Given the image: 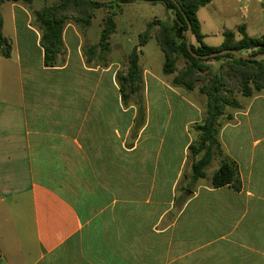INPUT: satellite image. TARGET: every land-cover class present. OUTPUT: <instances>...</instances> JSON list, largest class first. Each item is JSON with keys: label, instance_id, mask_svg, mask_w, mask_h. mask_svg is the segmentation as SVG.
Listing matches in <instances>:
<instances>
[{"label": "crops", "instance_id": "obj_1", "mask_svg": "<svg viewBox=\"0 0 264 264\" xmlns=\"http://www.w3.org/2000/svg\"><path fill=\"white\" fill-rule=\"evenodd\" d=\"M36 1L1 6L12 53H0V264H264V94L220 118L242 188H214L217 153L193 177L205 99L174 87L164 63L154 73L140 48L143 88L124 104L117 29L107 53L93 49L104 10L67 24L46 66L35 12L56 0ZM247 1L240 25L264 37Z\"/></svg>", "mask_w": 264, "mask_h": 264}, {"label": "trees", "instance_id": "obj_2", "mask_svg": "<svg viewBox=\"0 0 264 264\" xmlns=\"http://www.w3.org/2000/svg\"><path fill=\"white\" fill-rule=\"evenodd\" d=\"M4 1H23L27 4L33 0H0V53L11 57L12 45L4 36L1 6ZM133 0H115L101 4L93 0H56L50 6H45L35 12V22L42 31L41 45L44 48L45 65L56 66L58 57L63 52V31L67 24L83 27L90 26L99 9H106L103 27L98 45L93 49H100L102 53L110 50V39L117 29L115 17L122 13L125 4ZM161 1L174 15V22L169 24L162 20H154L147 24V28L139 35L138 44L127 56V70L117 74V82L122 101L128 104L133 95H139L143 88V72L140 67V47L155 39L165 56L163 74L171 78L174 87L182 88L190 93H198L204 99L205 118L198 126L199 140L198 154L201 157L193 165V177L204 178L211 157L217 153L220 157V167L212 176V186L220 188L231 186L236 191L242 188V180L238 165L221 148L217 140L221 127L220 118L226 115L227 120L233 119V113L245 106L238 98L247 100L258 94H264V58L245 60L233 54H224L211 59H198L192 56L187 47L189 25H192V50L199 55H211L222 50H237L246 56H256L264 53V37L250 36L245 24L237 30L226 29L223 32V43L220 46H209L204 42L205 36L201 32L198 12L211 4L212 0H176L181 7L172 0ZM183 36L178 37L179 31ZM183 60L184 65L179 67ZM218 65L215 66V64ZM137 105L143 114L145 105L139 96ZM195 150L194 146L190 147Z\"/></svg>", "mask_w": 264, "mask_h": 264}, {"label": "rangeland", "instance_id": "obj_3", "mask_svg": "<svg viewBox=\"0 0 264 264\" xmlns=\"http://www.w3.org/2000/svg\"><path fill=\"white\" fill-rule=\"evenodd\" d=\"M39 3L40 0H37L35 6L39 5ZM243 5V2H238V0H212L210 5L200 10L199 14L204 23V31L210 34L207 39V44L212 46L220 45L223 41L222 32L224 30H235L241 23L245 22L241 17L240 11V7ZM248 7L252 15L259 16L261 23H264V0H259V2L258 0H251L248 2ZM99 10L106 11V9ZM171 16L172 12L161 1L148 2L145 0H133L125 4L123 12L115 17L117 23L116 36L120 41V44L116 47L115 60L127 63V55L138 44L139 35L146 30L147 24L156 19L169 23ZM94 22L98 23L97 19ZM256 30L261 31V34H259L260 32L257 34L258 36H264V25L257 27ZM179 36L180 33H178ZM182 36L183 33L181 34ZM140 48L143 50L144 56L148 59V67L154 73H159L165 61V56L156 40L153 38L147 45ZM183 65L184 62L181 60L179 67ZM187 94L189 97H192L190 92ZM236 97L243 104L246 103V99H241L240 95ZM158 103L159 100L155 98L154 94L152 97V107L154 108ZM154 115L156 114L153 112Z\"/></svg>", "mask_w": 264, "mask_h": 264}, {"label": "water", "instance_id": "obj_4", "mask_svg": "<svg viewBox=\"0 0 264 264\" xmlns=\"http://www.w3.org/2000/svg\"><path fill=\"white\" fill-rule=\"evenodd\" d=\"M93 1H96V2H99L101 4H107V3H110V2H113L115 0H93ZM145 1H148V2H156V1H159V0H145ZM177 6L179 9H181V7L179 6L178 2L176 0H172ZM187 22H188V25H189V31H188V34H187V47H188V50L189 52L192 54L193 57L195 58H198V59H211V58H214V57H218L220 55H224V54H233L234 56L236 57H239V58H242V59H245V60H256V59H260V58H264V53H260L256 56H246V55H243L242 53L238 52L237 50H232V49H226V50H222L218 53H214V54H211V55H199V54H196L193 52L192 50V36H193V30H192V25L191 23L189 22L188 19H186ZM180 35L182 34V31L180 30L179 31Z\"/></svg>", "mask_w": 264, "mask_h": 264}]
</instances>
